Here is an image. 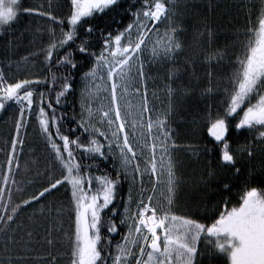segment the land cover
I'll list each match as a JSON object with an SVG mask.
<instances>
[{
  "label": "snow or ice",
  "instance_id": "6c2138e0",
  "mask_svg": "<svg viewBox=\"0 0 264 264\" xmlns=\"http://www.w3.org/2000/svg\"><path fill=\"white\" fill-rule=\"evenodd\" d=\"M137 3L140 6L133 10ZM120 5L121 0H69L66 20L54 14L51 0L23 8L24 13L49 22L45 29L47 46L40 53H33V56L43 55L47 75L10 81L0 70V111L11 102L18 106L19 112L12 123L14 134L5 141L8 151L5 171L0 176V212L3 213L0 238L5 252L0 264H60L56 248L64 238L69 249L68 264H198L202 237L212 246L211 255L223 254L230 264H264V189L252 187L241 197L238 206L229 207V201H222L223 207L210 225L173 212L180 185L174 154L181 146L174 139L175 131L171 127L177 90L171 83L164 84L168 106L153 116L155 108L148 93L145 62L166 63L182 50L181 30L175 22L176 0H132L126 10L132 22L116 32L98 30L90 24L95 14L107 15ZM19 7L18 0L7 3L0 0V32L17 19ZM238 7L248 8V12L243 30L238 28L233 33L235 44L241 48L240 55L235 57L234 71L226 83L214 82V71L205 73L209 84L205 94L222 86L226 95L222 114L209 116L208 133L215 143L223 145L220 166L231 167L237 173L240 169L236 167V156L252 157L254 150L245 145L237 153L231 151L226 141L228 118L242 112L235 129L258 131L259 142L264 144V0H259L255 22L253 0ZM161 23L166 24L162 37L158 34ZM204 29L201 35L207 37L208 45H214L217 33L207 24ZM82 35L92 38L82 39L75 48L91 65L81 76L80 90L78 128L88 134L86 142L80 136L72 137L75 129H69L68 134L61 131L62 117L57 116L50 98L55 93V104L59 105L62 98L71 94L78 64L68 49ZM153 35L157 39L153 40ZM223 49L207 57L210 68L218 67L226 59L232 60L227 41ZM145 53L150 54V60ZM62 68L67 74L61 72ZM167 79L171 81L172 77ZM40 85L48 96L37 87ZM37 96L39 132L50 150L49 169L53 175L38 195L14 203L9 181L17 183L13 168L19 169L17 151L25 144L21 130L27 128L25 116L33 114ZM129 96L138 97V105L134 106ZM46 108L51 110V115ZM110 158L114 175H93V165L85 163V160L95 163ZM48 175L46 170L45 176ZM125 180L129 182L128 198L121 205L123 212L117 223L116 201L120 184ZM62 187L70 190L68 215L73 218V228L64 232L61 225L64 207H53L49 215L54 211L55 216L44 235L37 239L33 229L18 222V216L33 201L46 194L54 195ZM223 187L224 191H231L228 184ZM122 226L127 231L114 243L112 236ZM21 231L24 235H18ZM34 244L45 248L47 254H37L33 259Z\"/></svg>",
  "mask_w": 264,
  "mask_h": 264
},
{
  "label": "trees",
  "instance_id": "16d2710c",
  "mask_svg": "<svg viewBox=\"0 0 264 264\" xmlns=\"http://www.w3.org/2000/svg\"><path fill=\"white\" fill-rule=\"evenodd\" d=\"M46 2L47 0H18L20 7L17 8V19L10 26H5L6 31L0 32V70L4 71L10 81L43 78L47 75L42 64L43 55L33 56V53H40L41 49L47 46L48 34L45 29L49 27V22L44 18L23 12L25 7H33ZM248 2L249 0H176L175 22L181 30L179 39L183 47L170 63L163 67L158 66L154 74L157 79V89L162 90L164 84L171 83L177 90L171 127L175 131L174 139L181 146L174 154L177 160L180 185L173 212L176 215L195 218L206 225H210L214 217L218 216L219 209L223 207L222 201H229V207L238 206L241 197L252 187L258 190L264 189V144L259 142L258 131L248 129L237 131L235 129V124L238 123L242 112L238 116L228 118L229 132L226 137L233 153H237L245 145L254 150L252 157L239 154L236 156V167L240 169L239 173L231 167L220 166L219 155L223 145L215 143L208 133L209 116L222 114L226 95L222 86L218 91L214 90L210 94H205V88L209 86L205 73L210 70L214 71L216 73L214 82L216 83H226L228 77L231 76L234 71L235 57L241 53L240 46L235 44L233 33L238 28L243 30L245 15L248 12V8H241L238 5ZM51 3L54 14L66 20L69 14V0H51ZM253 3L255 7L252 13L255 22L259 13V0H253ZM130 4L132 0H121L118 9L108 12L107 15L95 14L90 24L95 25L98 30L107 29L112 32L123 30V27L132 22L130 12L126 11ZM139 6L137 3L133 6V10ZM205 24L217 33L215 44L212 46L207 44V37L201 35L205 31ZM158 29L166 31V24L161 23ZM83 31L81 29L82 33ZM82 39L92 38L78 36L75 44L68 49L73 52L72 59L78 64L77 70H74L71 94L66 99L62 98L59 105L55 104V93H51L50 98L57 116L62 117L61 131L68 134L69 129H75L72 137L80 136L81 140L86 142L88 134L82 133V130L78 128L80 117L78 96L80 76L89 70L91 65L87 58L75 51L76 45H79ZM226 41L232 60L226 59L218 67L210 68L207 57L214 52L223 51ZM92 42L95 43V40L93 39ZM93 50L98 51V49ZM61 52L63 53L64 50ZM24 57H28V61H25ZM212 63L215 64L214 59ZM61 72L67 74L63 68ZM57 74L60 75V73ZM169 76L172 77L171 81L167 79ZM37 87L45 91L46 96L49 95L43 85ZM35 99L37 103L33 105V114L31 117L27 114L25 116L27 128L21 130L25 144L22 150L17 151L20 167L19 169L13 168V178L17 183L12 184L11 179L9 181L14 203H21L23 199H28L33 194L38 195L53 175L49 169L50 150L45 145L37 122L38 96ZM167 106V102L166 105L165 103L162 105L164 109ZM46 111L51 115V110L46 108ZM18 115V106L11 102L4 111H0V176L5 171L4 162L8 151L5 141L10 140L14 134L12 123ZM98 139L103 142L101 137ZM85 163L93 165V175L115 174L111 158L104 161L97 160L95 163L85 160ZM46 170L49 171L47 177L45 176ZM208 173H213V175L209 176ZM224 184L230 186V192L224 191ZM17 188L22 191H17ZM126 188L125 180L120 184L119 198L116 201L119 213L114 219L117 223L123 209L121 205ZM69 198L70 190L63 187L54 195L46 194L39 201H33L30 206L25 207L18 216V222L28 229H33L37 234L36 238L39 239L44 235L45 229L50 226L52 217L55 216L54 211L49 215V209L63 205L61 225L64 232H69L73 228V218L68 215ZM0 214L3 213L0 212ZM122 232L123 226L117 234L112 236L114 243L120 240ZM18 235H24V233L21 231ZM60 235L63 236V233ZM3 244L4 241L0 238V260L5 257ZM206 245L207 252H205ZM33 247L35 249L31 253L33 259L37 254H47L46 249L40 245L34 244ZM198 250L200 252L197 257L198 264H228L225 255H211L213 248L203 237ZM12 251L15 253L16 250ZM68 251L67 239L64 238L56 248L60 264H68Z\"/></svg>",
  "mask_w": 264,
  "mask_h": 264
},
{
  "label": "rangeland",
  "instance_id": "374dc122",
  "mask_svg": "<svg viewBox=\"0 0 264 264\" xmlns=\"http://www.w3.org/2000/svg\"><path fill=\"white\" fill-rule=\"evenodd\" d=\"M5 3H7V0H5ZM165 31H163L162 29L159 30L158 29V34L159 36H163ZM157 39V35H153V40ZM146 56L149 57V60H150V54L149 53H145ZM174 59V58H173ZM172 59V60H173ZM172 60H169L167 61L166 63H149L148 61L145 62L146 64V72L149 76V81H148V84H149V87H148V93H149V97H150V101H151V104L154 105V108H155V111L153 113V116H155L156 114L160 113V112H163L164 110V107H162L163 103H165L166 105V102H167V96H166V93H165V89L162 88V90H159L156 88V82H157V79L155 77V73H156V70L158 68V66H166L168 63H170ZM82 76V75H81ZM81 76H80V81H79V89L81 90ZM80 90H79V96H78V99H79V110L81 112V108H80ZM152 93H155V96L152 95ZM129 100L132 102V104L135 106V105H138V97H135V96H129ZM107 100L105 99L104 100V103L107 104ZM123 103V101H122ZM168 105V104H167ZM163 109V110H162ZM102 138V137H101ZM103 140V138H102ZM127 183V188L126 190L124 191V198H123V203L127 200L128 198V189H129V182L126 181ZM151 194V193H149ZM158 198H159V193L157 194ZM176 198V197H175ZM166 206V204L164 205ZM134 207V206H133ZM122 212H123V209H122ZM121 212V214H122ZM127 231V229L125 227H123V232L121 234V237L122 235ZM121 239V238H120ZM228 264H230V262L228 261Z\"/></svg>",
  "mask_w": 264,
  "mask_h": 264
},
{
  "label": "flooded vegetation",
  "instance_id": "af4514ba",
  "mask_svg": "<svg viewBox=\"0 0 264 264\" xmlns=\"http://www.w3.org/2000/svg\"><path fill=\"white\" fill-rule=\"evenodd\" d=\"M110 169H111V170H113V168H112V167H110Z\"/></svg>",
  "mask_w": 264,
  "mask_h": 264
}]
</instances>
